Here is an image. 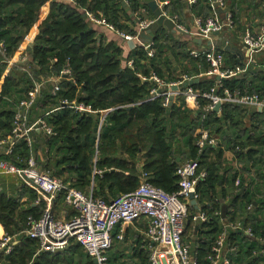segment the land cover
<instances>
[{
	"label": "crops",
	"instance_id": "0c3cea01",
	"mask_svg": "<svg viewBox=\"0 0 264 264\" xmlns=\"http://www.w3.org/2000/svg\"><path fill=\"white\" fill-rule=\"evenodd\" d=\"M79 0V4L83 5V10H86L92 13L93 17L97 20L104 21L108 25H112L114 30L101 26L93 20H89L85 13L83 14L84 22L96 31L95 39L98 41V44L101 45L103 43L105 46L109 45V43L114 42L121 50L120 59L122 60L121 69L130 68L132 71L138 75L141 83L149 84L148 88V96L145 100L140 101L135 104H129V106H111L110 108L103 110H95L88 106L91 111L90 112H80L76 109H72L71 107L66 108L63 106V102L67 101L69 104L83 103L78 100L80 97V92L77 93L78 97L73 99L72 101L67 98H58L60 93L67 90L68 83L64 80L70 79L74 84H76V80L73 81L72 77L64 76L61 73L49 74L47 71H42L41 66L38 62H34L29 67H26L27 64L32 63L31 55L36 50L37 39L40 36L43 26L45 23L50 20V18L54 17L56 21L59 23L65 21V17L70 10H78V8L74 5L69 4L66 0H45L42 4L41 9L37 13V19L33 23V26L29 30V32L23 36L20 40V43L14 53V55L9 58V60H13L14 63L8 62V67L4 74L2 75V81L0 83V91L1 86L4 82L5 76L12 70L14 66L22 64L21 72L25 71L29 74V78L31 80L30 90L26 93L25 84L21 83L17 85L11 92V95L6 98V107L12 106L16 115L18 111V105L21 100L28 97V95L33 91L38 83H42L43 87L39 93V97L34 105V107L30 111L29 116V124H34L39 122V120H44L47 126L54 132L49 135L46 131L40 128L39 131H31L29 133H23L21 137H17L12 129V133H3V138H0V141H4V144L0 146V161H4L5 159H12L11 162L18 166L23 167L27 164L30 158H33L36 162V167L41 171H47L49 174L56 179H61L66 185L73 187L74 189H78L87 195L93 198H104L107 201H113V199L122 195L121 189H113L111 190L107 186H102L101 180L104 175L117 173L121 175L124 179H129L130 177H135L136 182L140 186L142 183V175L143 173L148 174V178L152 180L153 174L151 172L146 171V154L145 152H140L139 154L131 155L127 153L121 146L120 143L117 144V151L112 155L105 156L101 154V150L99 148V143L101 137L108 131L109 127L112 125V121H110L111 116L114 115L116 110L118 109H132L135 106H141L143 104H147L149 102L163 100L165 96L162 98L153 99L151 97L150 91L156 87V83L153 80L154 76H157L162 81L166 83H174L177 84L182 81L183 76L187 75L192 78V82L197 80V83L192 85L185 86H174L172 88H164L159 91V93L164 94L167 93L171 97V101L168 106H163L169 114L173 111L171 108L176 107L180 110H189L192 112L194 116H196L202 109L200 104V99L197 101H190V105L185 103L184 97H180L178 95V90L182 91L187 87H190L194 92L200 94L204 93L199 89L194 88L195 86H199L200 84H209L208 82L214 81V87L218 84V82H222L225 86L227 83L234 85L233 88L249 87L253 93H258L264 95V49L254 52L253 54H249L246 48L242 44V38L247 31L251 33H256L259 31L261 27H264V0H224L226 2L224 9H214L209 0H200L197 6L191 7L187 0H156V2L160 5L161 9L172 18H176L178 20V24L184 26L186 29L193 31L195 30V19L198 16L201 17H213L215 19L224 20L225 12L232 14L233 19L235 21V28L233 32L229 31H221L214 33L212 35L213 46L216 47L219 51L223 53V51L229 53V58L225 55V68H230L226 65L228 59H230L231 63H237L236 66L244 65L249 59H255L258 66L251 67L247 73H242L237 75L235 78L223 79L220 80L219 76H207L206 72L209 70H203V65L201 63L196 62V67L199 70V73H194L193 64L190 61L193 57L195 60H199L200 58H205V56L201 55L199 58L191 56L192 51L201 52L206 51L211 47V43L209 41H199L200 39L191 38L189 35L184 33H172L169 32L166 27L160 29L159 32L169 35V41L165 44V49L163 50L162 55L159 54V50L154 47V37L150 34L151 41L145 43L142 46H136L132 49L129 45V40L124 39L117 31L121 32L124 36L133 35L131 32H135L139 24H137L136 20L139 18L142 21H154L155 16L151 9L148 7V4L143 0H136L139 4V9L136 12H131L130 4L126 3L125 6L123 4V0ZM164 2H167L166 5H163ZM164 6V7H163ZM168 9H167V7ZM6 16L8 19L12 21V30L11 35L15 36L18 33V29L22 30V26L20 24H16V21L19 17L26 14V8L22 2L17 3L16 5L7 6ZM166 7V10H165ZM140 21V20H139ZM120 26V27H119ZM49 29L51 28V24H49ZM136 29V30H135ZM158 32V33H159ZM136 35V34H134ZM199 41V42H198ZM152 44V50L154 51V56L148 55V49L146 48L148 45ZM143 49L146 52L148 59L142 60L139 63V67H137V63H135L134 52L136 50ZM188 54L190 58L187 59ZM27 57L26 62H22L19 59L23 56ZM206 59V58H205ZM147 68L148 75L142 74V72L138 71ZM156 70H159L162 77L156 74ZM138 71V72H137ZM190 82V81H189ZM60 86V91L57 94H53L54 88L56 85ZM239 85V86H238ZM210 87V89L212 88ZM227 87V86H226ZM210 89L206 90L208 92ZM200 91V92H199ZM82 97L85 98L86 94H82ZM59 99L60 104L52 107L53 100ZM196 102V103H195ZM84 104V103H83ZM225 106H230L233 108L242 109L243 112L241 114L236 113L234 115V121H224L225 118ZM64 109H69L72 113H77L80 116H85L88 118H94L95 121V131L89 137L88 142L90 144H94L95 154L92 161L93 173L89 177L85 178L84 181L87 182L85 185L81 183V171L78 169L79 167L75 163L70 162L69 160H64L67 155V149L65 148V142L58 141L57 132L54 130V126L50 122V119L57 114H61V111ZM214 109V108H213ZM216 114V117L221 119L218 126L220 129L219 133H214L211 135L216 139L218 147H213L208 145L206 148L213 149L214 151L221 150L223 152V160H225L229 166L232 168V172L224 173V170L220 171V175H224L229 183L225 184L226 189L230 192V196L224 201L222 199H217V201L222 204L221 211L218 212L220 230L216 234L215 241L211 244V249L216 243L221 230L224 225L229 223H239L241 222L244 227L252 228L250 225L246 223V217H242L239 214L234 220H230L227 216L229 212V205L231 200L237 193L238 187L244 181V186L251 191V193H255L258 188L261 193L258 194V198L264 202V147H255L257 153L253 159V161L247 165H244L242 162L237 159L234 146L238 142H245L250 135H254L255 132L259 134V136L264 137V118L261 110L259 108H249L242 105H233V104H225L223 103L218 111L215 109L212 111ZM168 119V118H167ZM168 122V120H166ZM257 128V130H256ZM205 128H198L194 132L195 143L200 137V132ZM184 129H180L178 127L172 126L170 127V131L175 132V136L171 139V144L174 147V150L178 149L173 153L171 159H175L177 164L182 163V160L188 153V148L185 146V139L182 138L181 134ZM207 130V129H206ZM256 130V131H255ZM182 131V132H181ZM184 143V144H183ZM23 144H25L28 155H24L25 150H23ZM65 156V157H64ZM107 160L111 166H106L105 170L98 169L97 164L100 161ZM10 161V160H9ZM119 162H122L118 167ZM117 163V165L115 164ZM205 172L207 175L206 169H202L201 173ZM237 172V178L235 179V183H233V174ZM240 180V185L237 186V181ZM219 185H222L220 182ZM0 193L4 194L7 199L17 200L18 210L21 212L35 210L37 215L40 213L39 218H34L33 216H29L26 219V225L28 228V218H33L38 220L42 217L44 211L49 207V203L45 200L43 196H40L29 186H26L22 183L15 175L11 174H0ZM99 194H103L101 197ZM58 198V197H57ZM54 204L51 206L53 216L57 221H70L75 215L76 211L73 207L67 205L64 199H57ZM198 199V198H197ZM256 204V203H255ZM257 205V204H256ZM226 206V211L223 215V207ZM252 208H247L246 214L250 216V219H254L256 221L264 222V209L257 212V215L253 212ZM204 211H201V207L199 201L197 200V206L192 205L188 210V218L186 220V228L187 225L192 222V229L186 236L185 240L183 238V243L185 246L189 247L190 253L197 259L196 252L202 250L204 243H209V236L207 232L210 228H203V224L210 220L206 214V219L200 220L199 222H195L193 220V216L197 214H201ZM205 213V212H204ZM216 216V214H215ZM146 221L142 220L139 223H135L132 226L125 227L122 229L120 226L116 227L114 232L112 233L113 237V248L108 253L110 264H131L136 263L139 264V260L134 256L133 248L137 245V236H141L143 238V249L149 254V243L147 241L146 236L142 233L146 230ZM253 230V228H252ZM186 231V229H185ZM255 233V231L253 230ZM185 233V232H184ZM230 237L235 236L238 242L243 243L245 246L244 251L250 252L248 256L245 255V252H238V248L236 251L230 253V262L229 264H264V244H260L254 242L252 239L246 237L241 231L239 232H230ZM256 234V233H255ZM122 236L121 239L119 236ZM9 236L5 233L4 227L0 224V238ZM29 237L27 234V229L24 231L11 236L13 247L20 243V237ZM185 236V235H184ZM258 237H262L264 239V234H256ZM115 240V241H114ZM38 242V241H37ZM39 244V242H38ZM76 244L72 242L69 247L61 252L69 249L71 246ZM130 248V252H126V247ZM50 253L46 251L39 250L35 254V256H40L43 253L49 254H60ZM211 252V251H210ZM0 253H6L4 250H0ZM238 254V255H237ZM83 258L87 259V254L83 251ZM133 257V259H132ZM92 259V258H91ZM132 259V260H131ZM93 260V259H92ZM150 260V254H149ZM237 261V262H236ZM78 257L74 258V264H79ZM94 262V260H93ZM1 264V262H0ZM95 264V262H94Z\"/></svg>",
	"mask_w": 264,
	"mask_h": 264
},
{
	"label": "trees",
	"instance_id": "16d2710c",
	"mask_svg": "<svg viewBox=\"0 0 264 264\" xmlns=\"http://www.w3.org/2000/svg\"><path fill=\"white\" fill-rule=\"evenodd\" d=\"M45 0H0V40L4 43V53L0 51V83L2 81V75L8 67L9 58H11L20 40L25 36L33 23L37 19V13L42 7ZM82 1V0H81ZM80 1V2H81ZM22 2L26 8V14L19 17L16 24L22 26V30L18 29V33L15 36L11 35L12 21L6 16L7 6L16 5ZM130 4L131 12H136L139 9V4L136 0H128ZM79 8H83L81 3ZM167 7V6H166ZM165 7V10H166ZM70 10V13L65 17V21L59 23L50 18L43 26L42 32L37 39L36 50L31 55L32 63L26 65L29 67L34 62H38L42 71H47L49 74L61 73V71L68 67L71 69L74 84L70 79H66L68 83L67 90L61 92L58 98H67L73 100L78 97L77 93L80 92L78 100L86 105H91L95 110H103L110 108L111 106H129V104H135L143 101L148 96L149 84L141 83L140 78L130 68L121 69L122 60L119 58L121 50L114 42L109 45L98 44L95 39L96 31L90 29L87 23L84 22L83 9ZM78 9V8H77ZM168 9V7H167ZM49 24L51 28L49 29ZM120 27V26H119ZM136 30V29H135ZM133 35L135 32H131ZM154 47L159 50V54L162 55L165 47V43L168 42L169 35L159 32L155 35ZM223 55L229 58V53L223 51ZM135 63L139 67V63L142 60L148 59L146 52L143 49L136 50L134 52ZM190 55L188 54V58ZM190 60L193 64V72L199 73L196 67V62L203 65V70L210 68L205 58L195 60L193 57ZM235 63H231L230 59L226 65L230 68L236 66ZM22 64L14 66L12 70L5 76L4 82L0 91V138H3V133H12L14 127L15 112L12 106L6 107V98L11 95L12 90L19 84L23 83L26 86V93L30 90L31 80L29 74L25 71L21 72ZM225 67V65H224ZM30 68V67H29ZM138 71L144 75H148L147 68H143ZM137 71V72H138ZM156 74L159 76L161 73L156 70ZM209 84H200L194 88L200 91L206 92L215 83L214 81L208 82ZM226 86L231 90H236L234 85L227 83ZM239 86V85H238ZM245 87L240 86L238 89L242 90ZM250 94H254L249 87H246ZM199 91V92H200ZM82 94H86L83 98ZM209 101L200 99L201 105L208 104ZM60 104L59 99H54L52 107ZM163 100H157L143 104L141 106H135L132 109H118L115 114L111 116V127L101 137L99 148L102 156L112 155L117 151V144L129 154L135 155L140 152L146 154V171L153 174L152 180H150L156 187L164 190L166 193H176L179 191V177L177 176V169L188 160H197L200 163V171L206 169L207 175L202 179L197 186L198 201L201 207V211L210 217V220L203 224V229L210 228L207 232L209 236V243L202 245L203 249L196 252L197 260L199 264H210L208 257L211 251V244L216 239V234L220 230V224L218 212L221 211V206L217 199L226 200L230 196V192L226 189L225 184L229 183V180L224 175H220V171L224 170V173L232 172V168L229 164L223 160V152L221 150L214 151L210 148H205L200 153L198 146L195 143L194 132L198 128H205L212 134L219 133V122L221 119L216 117V114L211 112L205 115L204 111H200L196 116L189 110H180L176 107L171 108L173 110L170 114L162 107ZM59 106V105H58ZM69 108V107H66ZM225 118L224 121H234V115L236 113L241 114L242 109L231 108L225 106ZM204 115L206 116L204 118ZM168 118V119H167ZM204 118V119H203ZM168 120V122L166 121ZM95 119L80 116L77 113H72L69 109H64L61 114H57L50 119V122L54 126V130L57 132L58 140L56 142H65V148L67 149V155L64 159L75 163L81 171V183L85 185L87 182L85 178L89 177L93 173L92 161L95 154L94 144L88 142L89 137L95 131ZM184 129L181 136L185 139V146L188 148V153L182 160V163L177 164L175 159H171L174 150L171 144V139L175 136V132L170 131V127L175 126ZM257 130V128H256ZM255 130V131H256ZM183 143V144H184ZM24 155H28V150L23 144ZM264 147V137L259 136L255 132L254 135H250L245 142H238L234 146V152L244 165L251 163L257 153L255 147ZM65 157V156H64ZM7 161L12 159H5ZM13 161V160H12ZM122 162L115 163L118 167H121ZM98 169L105 170L106 166H111L107 160H102L98 164ZM237 172L233 174V183L237 178ZM222 182V185H219ZM111 192L113 189H121L122 195L129 194L139 187L135 180V177L124 179L117 173L104 175L101 184L107 186ZM261 191L257 188L255 193H251L248 188L244 186V181L238 187L237 193L232 196L231 203L229 205V212L227 214L230 220H234L239 214L242 217H246L247 225H250L255 233L264 234V222L250 219L246 213L247 208L252 205L253 212L257 215V212L264 209V202L258 198V194ZM103 197V194H99ZM120 195V196H122ZM119 196V197H120ZM60 197V198H59ZM231 197V196H230ZM59 199H64V193H60ZM57 198V199H58ZM118 198V197H117ZM102 199V198H101ZM116 199V198H115ZM104 201L110 203L112 201ZM114 200V199H113ZM57 201V200H56ZM17 200H10L0 193V224L4 227L5 233L9 237L18 234L24 229H27L26 219L29 216L39 218L35 210L21 212L18 210ZM257 205H256V204ZM216 214V216H215ZM192 229V222L187 225L184 233V240L190 230ZM20 243L15 245L9 254L0 253L1 264H74V258L78 257L79 264H94L93 260L88 256L86 261L83 258V248L78 243L71 246L69 249L61 252L60 254L43 253L40 256H35L39 250V244L36 240L30 237H20ZM115 241V240H114ZM137 245L133 248L134 257L139 260V264H151L149 260V254L143 249V238L137 236ZM227 246L233 251L245 252V246L243 243H239L235 236L229 237ZM250 252H245L248 256ZM193 255V254H192ZM233 255V252H232ZM238 255V254H237ZM133 259V257H132ZM131 259V260H132ZM237 262V261H236ZM136 264V263H131Z\"/></svg>",
	"mask_w": 264,
	"mask_h": 264
},
{
	"label": "built area",
	"instance_id": "2783aa9c",
	"mask_svg": "<svg viewBox=\"0 0 264 264\" xmlns=\"http://www.w3.org/2000/svg\"><path fill=\"white\" fill-rule=\"evenodd\" d=\"M66 1L77 8L80 6L79 0ZM123 1L128 3V0ZM199 1L187 0L191 7L197 6ZM209 2L214 9H224L226 5L224 0H209ZM166 4L167 2H164L163 5ZM84 13L89 20L114 30L112 25L95 19L92 13L86 10H84ZM163 13L175 22L179 33L182 32L191 38L211 43V47L206 51H192L190 53L191 56L196 58L201 55L205 56L210 65L209 70L206 72L207 76H219L220 80L235 78L239 74L247 73L251 67L258 66L255 59H249L244 65L225 68V55L213 46L212 35L214 33L221 31H229L231 33L234 31L235 21L232 14L225 12L224 20L198 16L195 19V30L190 31L184 26H180L175 17H169L164 11ZM139 20V30L136 35L124 36L117 31L118 34L126 40H137L140 31L154 22L142 21L141 18ZM242 44L249 54L264 49V27H261L256 33L247 31L242 38ZM4 46L3 41L0 40V51L3 53ZM146 48L149 50L148 55L154 56L152 44ZM19 60L26 62L27 57L24 55ZM9 63H14V61L9 60ZM62 75L71 77L72 72L69 66L63 70ZM153 80L156 83V87L150 91L151 97L156 99L165 96L163 104L165 107L169 105L172 96L167 93L161 94L159 91L164 88L182 86L185 82L191 81L192 78L185 75L182 81L177 84L166 83L157 76H154ZM42 87V83H38L28 97L21 100L18 105L13 127V132L17 137H21L23 133H29L34 130L39 131L40 128L49 135L54 133L44 120L29 124V113L34 107ZM58 91H60V86L57 84L53 94H57ZM177 92L180 97H184L187 105H190L192 98L194 101L200 98L208 100L209 103L202 106L205 115L211 113L218 103H225L259 108L264 118V95L258 93L250 94L247 88L231 90L222 82H218L208 92L200 94L194 92L190 87ZM62 105L80 112L91 111L83 103L74 105L64 101ZM205 115L204 118L206 117ZM3 144L4 141H0V146ZM196 145L200 153L208 145L219 146L216 139L206 129L201 130ZM176 173L179 177V191L176 193H166L156 187L148 178V174L143 173L142 184L137 189L108 203L101 198H93L78 189L76 190L66 185L61 179L53 178L47 171H40L36 167V162L33 158H30L23 167H18L7 160L0 161V174L15 175L22 183L36 191L38 195L43 196L49 203V207L44 211L40 219L28 218L27 234L31 239L39 242L40 250L42 252L57 253L69 247L72 242H75L79 243L87 256L96 260L97 264H110L108 253L113 248L112 233L116 227L120 226L124 229L142 220L146 221L147 224L146 230L142 234L146 236L149 243L151 264H199L198 260L190 253L189 247L184 245L183 238L188 210L192 204L191 195H194V199L198 200L197 186L206 177V173H201L200 163L197 160L185 161L177 169ZM236 184L237 186L240 185V180ZM62 192L64 193V201L76 211V215L70 221H57L51 209L56 198ZM249 208H252V205ZM203 219H206L204 212L193 216L195 222ZM239 231L254 242L264 244L262 237L256 236L252 228L244 227L241 222L226 224L211 249L208 257L210 264H229V255L233 252V249L227 246V241L230 237L229 233ZM119 237L123 238L121 235ZM12 241L9 236L1 237L0 250L10 253L13 249Z\"/></svg>",
	"mask_w": 264,
	"mask_h": 264
},
{
	"label": "water",
	"instance_id": "95a60500",
	"mask_svg": "<svg viewBox=\"0 0 264 264\" xmlns=\"http://www.w3.org/2000/svg\"><path fill=\"white\" fill-rule=\"evenodd\" d=\"M143 1H145V3L148 4V7L151 9V11L153 12L155 16V20L148 27L140 31V33L138 34L137 40L128 41L132 49H134L137 45L142 46V45H145L146 42L151 41L150 34L155 36L160 31V29L163 27H166L169 32H172V33L178 32L175 22L164 15L163 10L161 9L160 5L156 2V0H143ZM123 4L125 6L127 5L125 2H123ZM83 13H84V10H83ZM136 21H137V24H140L139 20H136ZM138 28L139 26L137 27L136 33L139 30ZM199 41L201 42V40ZM194 83H197V80H194L193 82L192 81L185 82L184 85L187 86V85H192ZM221 105H222L221 103H218V105L214 107L215 111H218ZM191 199H192V205L197 206V200L194 199V195H191ZM226 209H227L226 206H224L223 215ZM94 262L95 264H97L96 260H94Z\"/></svg>",
	"mask_w": 264,
	"mask_h": 264
},
{
	"label": "rangeland",
	"instance_id": "374dc122",
	"mask_svg": "<svg viewBox=\"0 0 264 264\" xmlns=\"http://www.w3.org/2000/svg\"><path fill=\"white\" fill-rule=\"evenodd\" d=\"M126 252H130V248H129V246L128 247H126ZM85 261H86V259H85Z\"/></svg>",
	"mask_w": 264,
	"mask_h": 264
}]
</instances>
